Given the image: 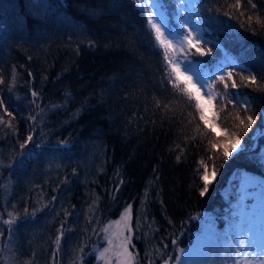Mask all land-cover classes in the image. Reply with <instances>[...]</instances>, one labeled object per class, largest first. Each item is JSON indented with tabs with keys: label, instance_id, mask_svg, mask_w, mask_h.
Listing matches in <instances>:
<instances>
[{
	"label": "trees",
	"instance_id": "1",
	"mask_svg": "<svg viewBox=\"0 0 264 264\" xmlns=\"http://www.w3.org/2000/svg\"><path fill=\"white\" fill-rule=\"evenodd\" d=\"M43 2L48 7L32 0H5L11 6L0 13V78L5 81L0 98L13 112L10 119L0 111L12 125H0V162L7 165L19 158V143L30 128H35V140L48 145L39 155L40 150L29 145L26 151L33 155L23 169L0 168V216L8 219L12 211L19 217L11 239L8 226L0 222V264H51L65 210L70 213L66 229L72 230H65L56 264H105L96 258L106 245L107 233L101 229L119 219L129 203L134 231L129 250L135 264H148L149 259L152 264L165 259L179 264L194 244L201 220L225 239L235 219L240 175L264 177V0H253L256 10L241 0L243 17L229 7L235 0H189L201 46L212 48V56L192 59L205 62L201 69L210 73L222 65L240 85L233 90L229 82L228 92L241 94L234 97L235 107L218 103L219 96L213 101L217 124L237 131L229 113L239 110L243 115L239 103L244 98L251 101L248 114L256 116L252 127L240 132L241 148L228 161L211 148L212 141L224 137L200 122L165 78L169 69L163 50L138 0ZM161 2L169 28H178L182 6L177 9L175 0ZM224 11L235 18L224 16ZM247 15L253 16L251 26ZM90 40L95 47L89 46ZM225 54L235 63L224 59ZM250 74L258 85L245 87L240 76ZM33 90L38 93L35 103ZM216 91L222 93L223 86ZM63 139L69 144L58 149ZM209 156H216L218 175L201 197L200 162L211 171ZM37 208L41 211L33 218Z\"/></svg>",
	"mask_w": 264,
	"mask_h": 264
},
{
	"label": "snow or ice",
	"instance_id": "2",
	"mask_svg": "<svg viewBox=\"0 0 264 264\" xmlns=\"http://www.w3.org/2000/svg\"><path fill=\"white\" fill-rule=\"evenodd\" d=\"M32 2L37 3L38 5H42L43 7H48L47 4L43 2V0H32ZM184 0H175V6L177 9L183 5ZM248 5L251 6L253 10L257 9L256 3L253 0H247ZM148 5H151L150 7ZM9 4H5V0H0V13L4 11V9ZM116 6L115 4L113 5ZM137 7L142 9L146 13L147 18V26L150 28L151 33L154 36L155 43L159 47V49L163 50V59L166 64L167 69L169 71L165 72V78L167 79L168 83L171 84L172 88L183 96L190 107H193L195 110V114H198L199 121L207 125L211 122L213 127H217V117L218 112L215 110V105L213 101L216 100V97L219 96L220 100L218 103H225V104H233L235 107L238 101L234 100V97L240 96L241 94L238 91H234L233 93H229V82H231V89L238 90L240 85L234 79V75L232 71L224 72L222 69L218 73H214L212 76H208L207 79H203L200 69L205 67L206 64L203 61H194L192 57L194 55H199L200 57L204 56H212V48H203L201 46V39L200 36L197 34L195 29H191L187 23V21H183L180 25L182 28V32H170L167 31L163 25V15L160 14L159 10L165 7V4L161 2V0H138ZM189 7H194V5H189ZM229 7L235 9L239 12L241 17L245 16V11L242 10V3L241 0H235L234 4L230 5ZM219 11V10H218ZM224 16H227L229 19H233L234 14L228 11H224L222 13ZM159 15V21H158ZM27 17H25V20ZM247 21L249 22V26H251V21L253 20L252 15H247ZM256 23L258 25L262 24L259 16L256 18ZM199 25L197 24V29ZM90 47H95V41H89ZM79 49V45L77 46V50ZM193 49L195 52L193 53ZM179 50L183 53V60L176 59L174 53ZM215 60V57H213ZM181 63L185 65V70L181 71ZM15 72V69H13ZM29 77L32 76V73H28ZM206 75V73L204 74ZM240 81H246L247 83L244 84L245 87L249 85H258V80L255 75H248V76H240ZM5 83V81L0 78V85ZM15 84V77H13V82L9 86V91H12V87ZM218 85L223 86V92H217L216 87ZM31 97L33 98L32 103H35L36 99L38 98L37 91H31ZM247 105V107H246ZM39 107V105H37ZM55 107H60V105H55ZM239 108L243 110V115L239 110L235 111V113H229V115L233 116V120L235 123V128L237 131L229 132L227 128H220L221 135L224 137L223 140L217 138L216 140L211 142V148L217 150L216 156L222 154V158L224 161H228L230 158L234 157V154L238 153L241 148V136L240 132H247L249 128L256 122V116L248 114L252 111L251 108V101L247 98H244L242 103H239ZM0 111L3 112L4 116L9 117L10 119L13 118V112L9 111V106L7 105L6 101L0 98ZM221 111H223L221 109ZM43 112V109H41ZM211 113V121L207 113ZM260 116L264 117V109L260 110ZM28 119L30 121H35L36 116H29ZM0 125H5L6 127H12L9 121L3 119L0 116ZM35 128H30L26 138L19 143L20 153L19 158H13L10 163L4 165L0 162V168L7 167L9 169H23L26 167L27 162L29 159L32 158V153L30 151H26L29 145H32L33 148L39 149L40 153L42 154L48 149V145L46 143H41L39 140H35ZM43 133H41V138H43ZM69 144L67 139H63L58 142V149L64 148ZM216 156H209L208 159L213 160V165L211 171H209V166L203 160H201L200 164L203 167V172L199 175V179L203 182V187L199 191V195L204 197L206 193L210 190V185L215 181L218 171L215 166V158ZM180 157H177L179 161ZM264 159V157H261ZM264 167V165H261ZM155 171V170H154ZM75 174V172H74ZM156 179H159V176H156ZM66 182V181H65ZM123 183V181H121ZM120 185L116 186V191H119ZM149 192H145V196L147 197ZM249 193L246 187H242L240 191L236 193L237 201L240 205L244 204V201L248 199ZM115 198V197H113ZM57 197L53 196L52 200L56 201ZM143 203V202H142ZM15 207V206H14ZM41 211L40 208L35 209L31 215L35 218L37 212ZM28 209L25 208V218H27ZM8 219H3L0 216V222L3 225L8 226V237L11 239L16 232L17 222L19 217L14 214L12 211L7 213ZM70 213L65 210V220L61 222L60 227L57 229V235L55 237V245L56 248L53 249V259L51 264H56L55 257L59 254L60 244L64 237L65 230L71 231L72 229H66L67 217ZM133 219V206L132 204H127L124 207L123 211L120 214L119 219L114 221L115 225L117 226V231L109 235L107 237V244L109 247L104 248L103 251H99L97 255V260L104 259L106 260L108 254L111 252L116 258V264H135L136 256L130 251L131 247V239L133 237L134 231L131 226V221ZM23 222V221H21ZM95 231V229H93ZM105 233L109 232V228L105 227L101 229ZM127 233V235H125ZM4 236L3 229H0V237ZM246 239V238H245ZM245 239H241L237 245V248L234 252L235 257H243V264H264V256L259 258L249 260L248 259V251L246 250ZM177 243L176 239H172V244L175 245ZM83 252V248L80 249ZM181 252L184 249H180ZM227 251V250H225ZM176 260L179 261L180 257L176 256ZM148 264H152V261L149 259ZM163 264H169V261L165 259ZM234 264H242L240 259H236Z\"/></svg>",
	"mask_w": 264,
	"mask_h": 264
},
{
	"label": "rangeland",
	"instance_id": "3",
	"mask_svg": "<svg viewBox=\"0 0 264 264\" xmlns=\"http://www.w3.org/2000/svg\"><path fill=\"white\" fill-rule=\"evenodd\" d=\"M189 0H184L182 6V16L176 18L178 28H169L166 17L164 16L162 9L159 10L163 15V27L170 32H182L180 27L183 21H187L191 29H195L202 41L201 31L197 22L194 20L192 14L193 10L189 7ZM149 7L151 5H148ZM143 11V10H142ZM144 12V11H143ZM146 15V13L144 12ZM159 21V15H158ZM195 49H193L194 53ZM176 59L183 60V53L177 50L174 53ZM181 71L185 70V65L181 63ZM221 69L215 70L214 73H218ZM226 72L224 69H222ZM201 71V69H200ZM205 70L201 71L203 79H207L209 76ZM211 76V75H210ZM214 104V102H213ZM211 121V113H207ZM211 130L220 137H223L220 132V127H213L211 122L207 124ZM261 157H264V148L260 149ZM264 160V159H263ZM242 187H246L250 194L248 199L244 201L243 205L237 203L235 219L233 224L225 232V239H222L224 235L216 232L209 226H206V222L200 221L199 233L196 237L194 244L191 248L184 252L179 264H234L236 259H240L243 264V257H235L234 252L241 239H245L246 250L248 251V259L253 260L264 256V177L257 175L241 174L238 179V186L236 193L241 190ZM197 220V219H196ZM109 232L106 234L105 248L109 247L107 244V237L114 234L117 231V226L112 223L109 227ZM127 235V233H125ZM227 240V241H226ZM221 243H224L226 247L221 248ZM104 249V248H103ZM227 250V251H225ZM103 251V250H102ZM229 252L228 258L226 255ZM106 264V260H104ZM107 264H116V258L113 253L108 254Z\"/></svg>",
	"mask_w": 264,
	"mask_h": 264
}]
</instances>
